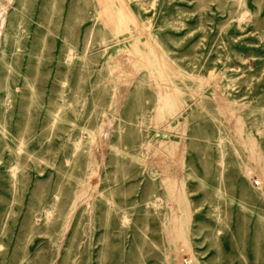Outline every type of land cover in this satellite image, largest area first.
I'll return each instance as SVG.
<instances>
[{"label": "rangeland", "instance_id": "374dc122", "mask_svg": "<svg viewBox=\"0 0 264 264\" xmlns=\"http://www.w3.org/2000/svg\"><path fill=\"white\" fill-rule=\"evenodd\" d=\"M0 264H264V0H0Z\"/></svg>", "mask_w": 264, "mask_h": 264}]
</instances>
